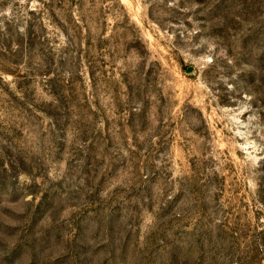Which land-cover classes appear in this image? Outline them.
Instances as JSON below:
<instances>
[{"label": "rangeland", "instance_id": "1", "mask_svg": "<svg viewBox=\"0 0 264 264\" xmlns=\"http://www.w3.org/2000/svg\"><path fill=\"white\" fill-rule=\"evenodd\" d=\"M0 264H264V0H0Z\"/></svg>", "mask_w": 264, "mask_h": 264}]
</instances>
